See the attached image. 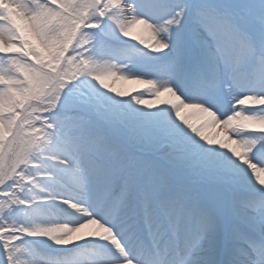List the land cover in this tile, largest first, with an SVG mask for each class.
I'll return each mask as SVG.
<instances>
[{"label":"snow or ice","instance_id":"1","mask_svg":"<svg viewBox=\"0 0 264 264\" xmlns=\"http://www.w3.org/2000/svg\"><path fill=\"white\" fill-rule=\"evenodd\" d=\"M152 6L0 0V264H264V0ZM105 20L167 78L91 55ZM82 77L169 118L72 93ZM81 241L105 243L67 248Z\"/></svg>","mask_w":264,"mask_h":264},{"label":"rangeland","instance_id":"2","mask_svg":"<svg viewBox=\"0 0 264 264\" xmlns=\"http://www.w3.org/2000/svg\"><path fill=\"white\" fill-rule=\"evenodd\" d=\"M140 14L144 16V18L153 19L157 17L160 12L159 9L152 6V0H140ZM90 33L97 34L98 38L93 40V44L89 45L90 54L93 55L97 60L100 61H109L115 62L117 65H127V71L136 75H143L147 78L154 79H166L164 75H162L164 69L162 68L157 57L162 56V53H151L149 50L143 48V46L139 45L138 42L132 41L128 38L123 37L119 33L118 27L112 23L111 21L105 20L102 23L101 28L88 30ZM106 34V38L110 40L112 46L102 45L100 42L101 37L100 34ZM94 45V46H93ZM179 89L185 94L192 95L193 90L191 87H186L184 84L177 85ZM122 90H131L133 88L144 90L146 88L145 85H128L122 84L118 85ZM72 93L76 94H95L100 96L103 101L109 105H117L123 108L129 114H133L139 117L148 116L155 117L159 119H168V113L164 109H147L143 106H139L135 104V101L131 97H115L114 94L107 92V90L101 89L95 81H92L90 78H81V81L74 82L69 86ZM69 90H66V93ZM239 107V106H238ZM249 138H256L260 134L259 133H249L245 134ZM259 147V144L257 145ZM257 159H264V155L257 154ZM45 210H52L56 213V216L61 217L64 222L73 215L72 212L63 211L57 208L56 206L46 203L42 204ZM40 205V206H42ZM31 240V238H28ZM86 245V244H85ZM38 247V245H37ZM95 247H91L93 249ZM71 249H84L89 250L87 246H77ZM48 251L47 249H43Z\"/></svg>","mask_w":264,"mask_h":264},{"label":"bare ground","instance_id":"3","mask_svg":"<svg viewBox=\"0 0 264 264\" xmlns=\"http://www.w3.org/2000/svg\"><path fill=\"white\" fill-rule=\"evenodd\" d=\"M46 203H50V204L56 206L57 208H59L60 210H63L64 212L65 211L72 212L73 215L70 216V218L67 220V223L75 224V223H77L79 221L80 214H78L74 210L70 209L67 205L62 204L60 201H54V202L53 201H48V202L40 201V202H37V205L40 208L44 209L42 204H46ZM40 205H42V206H40ZM55 219H58L59 222H64V220L61 217H59V216H56L54 218V220ZM31 239H33V238H31ZM103 243H105V242L81 241L79 244H77V245H69V246H67V248L71 249L73 247H77V246L86 244L88 246V248L90 249L91 247H96V246H98L100 244H103ZM48 244L51 245V248H43V245H39V244H38V247H41L43 249H47L48 251H52L53 249L63 248V246L52 245V242H50V241L48 242Z\"/></svg>","mask_w":264,"mask_h":264}]
</instances>
